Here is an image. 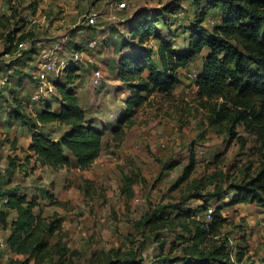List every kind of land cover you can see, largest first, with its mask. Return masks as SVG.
Returning <instances> with one entry per match:
<instances>
[{"label":"rangeland","instance_id":"1","mask_svg":"<svg viewBox=\"0 0 264 264\" xmlns=\"http://www.w3.org/2000/svg\"><path fill=\"white\" fill-rule=\"evenodd\" d=\"M121 2L127 9H117ZM141 9L159 15L156 31L175 47L188 45L201 12L207 10L208 33L221 20V10L207 0H0V14L13 17L0 39V193L19 185L20 194L38 201L37 214L62 223L61 232L50 239L58 245L36 260L9 249L10 230L0 219V264H187L210 258L220 244L233 261L241 256L242 264H264V206L229 204L232 187L262 169L264 146L244 125H237L232 136L228 122L217 118L215 108L224 103L219 92L236 94L234 90L223 87L213 98L199 93L205 54L179 71V83L169 93L150 92L135 114L119 123L130 92L113 70L112 41L120 40L125 21ZM94 13L97 25L89 24ZM16 27L20 32L11 36ZM28 32L37 55L17 47L18 37ZM9 35L13 42L8 44ZM111 36L108 44L89 48L91 41L103 43ZM55 47L63 62L72 61L77 47L84 53L77 63V93L89 110L88 120L105 129L103 151L88 170L53 171L27 149L33 126L28 121L41 110L30 100L31 75L41 52ZM96 69L104 73L100 86L92 85ZM16 101L23 105L24 122L16 119ZM58 106L54 102L52 109ZM228 108L233 110L231 104ZM47 129L56 138L61 134L58 126ZM44 191L61 206L52 204ZM210 209H220L227 222L219 236L199 243L182 228L190 224L195 233L192 218L181 215L190 212L209 223ZM14 217L11 212L9 220Z\"/></svg>","mask_w":264,"mask_h":264},{"label":"trees","instance_id":"2","mask_svg":"<svg viewBox=\"0 0 264 264\" xmlns=\"http://www.w3.org/2000/svg\"><path fill=\"white\" fill-rule=\"evenodd\" d=\"M207 1L211 7L221 10L220 23L214 24L211 33H208L204 27L207 10L201 12L199 21L190 30L186 47H175L156 31L159 15H153L147 9L136 11L134 16L125 21L123 27L127 30L118 34L120 40L112 41L114 56L110 58L111 62H115L113 70L117 79L130 92L126 112L119 118V123L133 116L150 92L169 93L179 83V71L205 54L197 81L199 93L202 97L213 98L214 91L223 87L234 90L236 94L219 92L218 97L223 98L224 103L215 108L217 118L221 122H228L232 136L237 125H244L264 146V0ZM166 12L173 11L168 8ZM12 19V16L0 14V39L4 40V32L8 30ZM20 30L14 28L11 36H16ZM32 34H21L17 47L22 42L31 45ZM11 36L6 39L8 44L13 42ZM112 39L113 36L103 43L97 41L94 48L108 44ZM152 40L157 43L151 45ZM30 48L26 50L27 53L39 54L35 47ZM69 62L64 75L54 80L57 91L55 101L52 97L41 103V110L32 113L28 121L33 124L31 144L28 147L33 155L30 156H34L38 164L53 171L71 167L88 170L103 151L105 129L96 128L93 121L88 120L89 110L81 104L77 93L79 69L77 63ZM31 77L33 80V75ZM54 102L59 105L56 110L52 109ZM15 104L16 119L24 122L26 115L22 111L23 105L21 101ZM228 104L232 105L233 110L228 108ZM48 126L60 127V136L54 137L48 132ZM11 167L14 172L15 163L11 162ZM20 188L17 185L0 193L4 197V210L0 211V219L5 229L10 230L7 238L9 249L19 255L35 256L37 260L58 245H52L50 239L61 232L62 223L58 218L49 220L37 214L35 210L40 206L38 201L30 200L26 193L20 194ZM232 190L235 194L230 205L251 201L264 206V165L256 176L245 179L240 185L232 187ZM44 196L52 204L61 206L62 203L49 191H44ZM11 212L15 213V217L9 220ZM181 216L192 218L195 233L190 224L183 223L182 228L199 243L209 237L219 236L227 222L220 209L213 213L209 223L197 220L190 212ZM214 246L215 249L209 252L210 258L187 264H242L241 256L236 261L232 260L226 245Z\"/></svg>","mask_w":264,"mask_h":264},{"label":"built area","instance_id":"3","mask_svg":"<svg viewBox=\"0 0 264 264\" xmlns=\"http://www.w3.org/2000/svg\"><path fill=\"white\" fill-rule=\"evenodd\" d=\"M118 10L127 9V3L121 2L117 5ZM98 23V15L96 13L92 14L89 18V24L97 25ZM97 41H91L89 43L90 48H94L96 46ZM29 42H22L18 45L19 51H26L30 48ZM58 47L55 49H44L40 56L39 62L37 65V69L32 72L33 80H34V91L30 97V100L35 104L43 103L44 101L51 99L54 95H56V87L54 80L58 77L64 75L65 68L70 64L69 61L63 62L59 59L57 55ZM84 56V53L79 49L74 51L72 62L71 63H79L81 58ZM104 73L100 69H96L93 72L92 84L94 86H100L102 81L104 80ZM9 81V76L5 77L2 81L3 85ZM28 105V104H27ZM29 106L30 103H29ZM213 217V210L210 209L207 215V220L211 221Z\"/></svg>","mask_w":264,"mask_h":264},{"label":"crops","instance_id":"4","mask_svg":"<svg viewBox=\"0 0 264 264\" xmlns=\"http://www.w3.org/2000/svg\"><path fill=\"white\" fill-rule=\"evenodd\" d=\"M30 84L34 85V83H30ZM29 87H30V85H29ZM30 144H31V137H30V139H29V142H28L27 146L29 147ZM27 149H28V148H27Z\"/></svg>","mask_w":264,"mask_h":264}]
</instances>
